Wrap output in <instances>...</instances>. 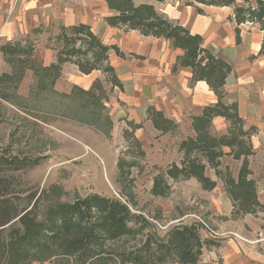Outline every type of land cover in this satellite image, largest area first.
I'll return each mask as SVG.
<instances>
[{
  "label": "trees",
  "instance_id": "obj_1",
  "mask_svg": "<svg viewBox=\"0 0 264 264\" xmlns=\"http://www.w3.org/2000/svg\"><path fill=\"white\" fill-rule=\"evenodd\" d=\"M100 1L106 3L111 13L105 19L110 27L163 39L175 49L183 50L185 55L178 60L174 71L192 68L193 81L207 82L218 97V103L190 117L193 134L177 143L181 158L154 178L152 195L167 197L172 189L170 181L196 179L208 192L222 182L232 201L234 218L264 214V202L260 200L258 184L250 170V158L255 155L252 138L257 129L245 130L237 105L223 103L232 67L204 48L201 36L160 14L154 5L139 4L138 0ZM197 4L231 8L238 44L243 25L258 26L263 33L259 55L264 57V0H189L185 3ZM198 11L203 13L200 8ZM45 32L48 33L44 27H39L31 35L38 37ZM45 48L55 51L57 59L50 67L39 69L37 43L31 36L2 44L0 52L13 71L11 75H4V79L16 81L18 85L27 71L39 70L54 83L66 64L75 65L83 75L99 71L102 80L95 81L88 91L77 87L73 92L99 111L115 88H123L110 64V55L112 52L122 58L125 55L116 46L106 45L90 26H61L57 33L46 38ZM0 97L9 101L4 94L0 93ZM218 117L229 124L226 135L213 132L214 119ZM147 119L162 136H180V125L163 112L149 108ZM127 127L124 136L130 146L126 157L118 161L122 177H129L131 170L138 166L137 160L146 157L142 143L135 137L142 124L127 122ZM227 148L230 152L224 150ZM228 158L241 163L236 175L225 163ZM44 159L0 149V264H201L204 250L218 246L215 241L202 237V226L197 223L175 225L160 236L155 224L144 215L132 212L128 203L117 197L90 193L67 202L58 186L43 190L28 187L22 174L38 167ZM209 170L217 180L208 175ZM144 232L146 235L141 241L127 247L129 239H136Z\"/></svg>",
  "mask_w": 264,
  "mask_h": 264
},
{
  "label": "rangeland",
  "instance_id": "obj_2",
  "mask_svg": "<svg viewBox=\"0 0 264 264\" xmlns=\"http://www.w3.org/2000/svg\"><path fill=\"white\" fill-rule=\"evenodd\" d=\"M62 2L72 4L76 9V1ZM83 2L97 4L92 0ZM29 5H33L32 1ZM34 6H37L36 3ZM39 6L43 7L44 1H40ZM59 8V3H56L55 10ZM0 11V46L26 38L25 35L36 24L48 27L59 24L46 9H40L36 14L34 8L27 10V3L21 0L16 6L14 3L8 6L4 0ZM244 31L253 40H258V27L246 25ZM29 36L37 42L38 68L54 64L56 61L52 63L51 53L45 50V36L34 37L31 33ZM66 65L54 83L42 71L29 70L17 85L16 81L4 79V75H11L13 71L0 52V77L3 78L0 93L9 99L5 101L0 97V149L11 150L21 156L45 158L38 167L21 173L28 187L43 190L58 186L63 191V200L67 202L90 193L121 198L136 214L153 220L160 236L178 225L177 221L196 215L211 229L224 235L215 240L207 231L202 232L204 239L213 240L218 246L205 249L201 264H222L219 249L231 240L248 251L252 247L264 251V214L234 218L222 182L217 189L208 192L196 179L170 181L172 189L167 197L152 195L154 178L181 158L177 143L188 135L185 129L187 122L184 121L183 131L180 130L177 137L159 135L145 124L135 137L142 143L146 157L137 160L138 166L131 170L129 177H122L118 161L120 157H126L130 146L124 136L128 130L124 115L127 104L110 94L109 100L103 103L102 111H99L78 99L73 93L75 88L89 89L74 83L73 76L78 77L80 72L74 70L68 75L66 69L72 67L69 66L71 64ZM254 118L261 130L256 137V154L250 158V170L264 199V117ZM226 126V123L217 121L213 132L220 135ZM225 163L230 165L235 175L238 173L241 163L230 158L225 159ZM208 175L215 176L211 170ZM191 223L195 222L189 217L182 221V224ZM145 235L146 232L136 239H129L127 247L135 245Z\"/></svg>",
  "mask_w": 264,
  "mask_h": 264
},
{
  "label": "crops",
  "instance_id": "obj_3",
  "mask_svg": "<svg viewBox=\"0 0 264 264\" xmlns=\"http://www.w3.org/2000/svg\"><path fill=\"white\" fill-rule=\"evenodd\" d=\"M5 1L8 6H12V3L16 6L19 3V0ZM31 1L32 6L29 5ZM40 1H44L45 8L39 6ZM62 1L21 0L22 3H27V10L34 8V13L37 14L40 9H46L47 13L59 22L57 27L36 24L25 37L39 27H44L48 31L40 35L45 36L46 40L50 34L57 33L61 26L77 24L90 26L106 45L116 46L125 55L124 58L115 52L110 55V64L123 86L122 89L115 88L111 94L120 98L123 104H127V110L124 112L127 122L142 124L143 127L136 132L142 130L146 124L158 133L153 123L147 119L148 109L153 107L179 124L182 131L184 121L187 122L185 127L187 136L192 135L190 117L200 115L204 108L218 103V97L207 82L193 81L192 68L183 67L174 71L178 60L185 55V52L175 49L169 41L144 37L137 31L126 33L122 29L110 27L105 19L111 13L104 1L92 0L97 3L92 5L83 0H74L76 9L72 4ZM187 1L189 0H166L164 3L156 0H138L137 2L154 5L160 14L186 27L193 34L201 36L204 48L232 67V72L226 80L223 103L228 106L237 105L239 116L245 123V130L252 127L257 129V133L252 138L256 154V137L259 136L261 128L254 117L259 118L260 115L264 117V57L259 55L263 33L258 26H255L258 27L260 34L257 41L256 38L253 40L249 34L245 33L246 25H243L241 43L238 44L231 8L207 7L198 4L187 6L185 5ZM35 3L37 6H34ZM56 3L60 5L58 11L55 10ZM3 4L4 0H0V9ZM198 8L203 10V13H199ZM1 18L2 12L0 11V20ZM45 50L51 53L52 63L55 62L57 53L46 48ZM69 66L72 68L66 69L69 71L68 75L71 71L78 70L75 65ZM73 79L75 84L80 83L77 84L80 87L90 89L94 82L102 80L103 76L101 72L94 71L90 75L79 73V76H73ZM217 121L227 124L224 131L219 133L226 135L229 124L221 117L214 119V124ZM185 138L183 137L182 140ZM224 150L230 152L229 148ZM212 178L217 180L215 176ZM220 185L221 183L218 182V186ZM259 190L258 186L260 200L264 202ZM229 203L232 214L233 206L230 198ZM226 244L219 249L222 264H264V251L261 252L254 247L248 251L233 240Z\"/></svg>",
  "mask_w": 264,
  "mask_h": 264
},
{
  "label": "built area",
  "instance_id": "obj_4",
  "mask_svg": "<svg viewBox=\"0 0 264 264\" xmlns=\"http://www.w3.org/2000/svg\"><path fill=\"white\" fill-rule=\"evenodd\" d=\"M119 199H121V198H119ZM121 200L124 201L123 199H121ZM124 202L126 203V201H124ZM128 206L132 210V212L135 213V211L132 209V207L129 204H128ZM188 217H189V219L191 221L194 220L195 223L200 224L202 226L201 227V232L207 231L212 239L218 240V239H221V238L224 237V235L219 234L218 232H216L213 229H211L205 222H203V220H201V218H199L196 215L186 216L185 218L177 221V224H182V221H186V219ZM147 219L150 220L151 222H153V220L149 219L148 217H147ZM160 228H162L164 230L167 229V227L166 228L165 227L164 228L163 227H160Z\"/></svg>",
  "mask_w": 264,
  "mask_h": 264
}]
</instances>
